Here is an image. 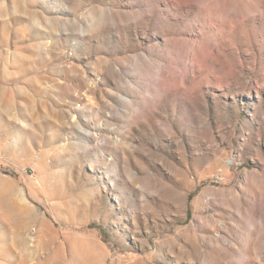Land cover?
I'll use <instances>...</instances> for the list:
<instances>
[{"label":"rangeland","instance_id":"obj_1","mask_svg":"<svg viewBox=\"0 0 264 264\" xmlns=\"http://www.w3.org/2000/svg\"><path fill=\"white\" fill-rule=\"evenodd\" d=\"M0 264H264V0H0Z\"/></svg>","mask_w":264,"mask_h":264}]
</instances>
